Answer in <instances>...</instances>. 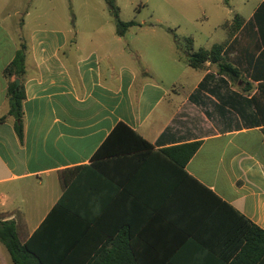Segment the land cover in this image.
Returning a JSON list of instances; mask_svg holds the SVG:
<instances>
[{"label": "crops", "instance_id": "1", "mask_svg": "<svg viewBox=\"0 0 264 264\" xmlns=\"http://www.w3.org/2000/svg\"><path fill=\"white\" fill-rule=\"evenodd\" d=\"M50 4L0 0V118L9 113L4 71L27 47L24 142L12 117L0 124V222L14 221L25 244L67 182L78 181L81 212L99 224L100 260L110 252L126 264H233L247 244L248 224L158 153L201 142L187 174L264 230V86L251 81L246 91L243 84L250 80L242 53L251 41L238 39L240 31L225 49L242 73L233 84L215 65L190 68L187 56L196 51L171 25H139L124 36L116 25H44L39 12ZM222 28L227 38L218 44L229 40ZM181 75L196 79L186 95ZM253 98L257 107L249 105ZM119 123L153 150L123 154V137L105 145ZM123 223L130 233L120 234ZM257 257L264 264L256 239ZM0 264H13L1 242Z\"/></svg>", "mask_w": 264, "mask_h": 264}, {"label": "trees", "instance_id": "2", "mask_svg": "<svg viewBox=\"0 0 264 264\" xmlns=\"http://www.w3.org/2000/svg\"><path fill=\"white\" fill-rule=\"evenodd\" d=\"M108 5L111 16L116 22L117 34L124 36L126 32L137 25L135 21L123 22L120 19V8L116 0H105ZM228 30L229 40L223 44H215L210 50L199 49L187 56L188 66L194 70H206L207 64L217 67V74L226 77L231 83L236 84L242 80V73L233 63L228 62L225 49L240 31L242 37L251 42L247 49L242 53L245 56L247 65L246 73L250 81H243L245 90L252 89V82H259L264 86V1L254 12L252 18L245 23L241 16L237 15L231 25H225ZM187 45L192 47L193 40L186 39ZM234 46V45H233ZM26 50L27 47L22 44L17 51L11 64L5 69L4 76L8 80V116L14 119V129L21 143L24 142V113L23 101L25 100L24 79L26 75ZM258 55V56H257ZM19 80V83H17ZM252 81V82H251ZM257 107L255 98L249 101ZM8 116L0 118V124L6 122ZM116 137L129 139L128 149L122 148L123 154H144L153 150V146L148 143L139 133L128 127L124 123H119L108 137L105 145H108ZM106 146L102 147L94 160L101 158ZM201 147V142L186 143L175 147L162 149L158 155L165 159L173 168L180 171L185 177L199 185L209 193V197L216 199L217 205H222L229 212L238 216L241 221L248 224L250 232L246 238L247 244L242 247V251L233 260V264L250 262L256 264L260 257L256 256L257 247L262 248V257L264 256V230H261L242 216L238 211L223 202L218 196L206 189L203 185L190 177L185 168L188 162L197 154ZM130 152V153H127ZM94 164V163H93ZM78 168L72 170L75 171ZM186 188L184 194L186 196ZM78 181L69 185L59 200L52 208L46 219L32 237L23 244L17 233L16 223L14 221L0 222V242L5 246L10 254L13 264H126V261L117 263L116 258L109 252L106 258L100 260L98 256L96 232L98 222L89 220L82 214L79 202ZM188 199V196L184 200ZM200 199L206 205V196L200 194ZM200 204V207L202 205ZM124 230V231H123ZM125 234L130 233L127 223H123L119 229ZM127 232V233H126ZM257 235V237H256ZM136 239H138L136 237ZM120 241L126 242V237L121 236ZM261 255V252H258Z\"/></svg>", "mask_w": 264, "mask_h": 264}, {"label": "rangeland", "instance_id": "3", "mask_svg": "<svg viewBox=\"0 0 264 264\" xmlns=\"http://www.w3.org/2000/svg\"><path fill=\"white\" fill-rule=\"evenodd\" d=\"M262 1L116 0L121 21H135L137 25H171L180 42L188 38L193 40L195 51L224 42L227 32L222 25H231L237 15L249 20ZM42 7L39 14L44 13V25H116L105 0H54L53 5ZM238 39L246 40L241 34ZM180 80V90L186 95L193 89L196 79L181 75Z\"/></svg>", "mask_w": 264, "mask_h": 264}, {"label": "water", "instance_id": "4", "mask_svg": "<svg viewBox=\"0 0 264 264\" xmlns=\"http://www.w3.org/2000/svg\"><path fill=\"white\" fill-rule=\"evenodd\" d=\"M17 83H19V80H17Z\"/></svg>", "mask_w": 264, "mask_h": 264}]
</instances>
